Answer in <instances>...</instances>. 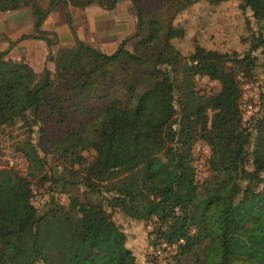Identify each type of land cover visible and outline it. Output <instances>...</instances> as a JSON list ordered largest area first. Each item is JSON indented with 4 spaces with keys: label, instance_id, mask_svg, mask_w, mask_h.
<instances>
[{
    "label": "trees",
    "instance_id": "obj_1",
    "mask_svg": "<svg viewBox=\"0 0 264 264\" xmlns=\"http://www.w3.org/2000/svg\"><path fill=\"white\" fill-rule=\"evenodd\" d=\"M119 1L0 0V12L31 8L33 37L48 47L55 36L39 27L55 4L109 12ZM127 1L136 14L130 49L128 39L111 54L75 39L39 75L0 52V130L27 135L16 145L27 170L18 183L49 182L51 190L42 212L31 206L26 220L3 229L0 264H84L87 232L97 241L105 225L114 232L109 264H123L130 253L115 213L151 223L155 243L175 246L172 264H264V106L244 122L239 82L254 79L252 52L260 48L264 57V0H236L258 29L240 55L196 44L181 54L171 42L184 37L175 18L224 0H154L142 11ZM205 77L217 92H199L196 82ZM198 141L209 151L201 184L193 167ZM11 172L0 168V177L11 180ZM54 186H81L85 204L74 195L59 204Z\"/></svg>",
    "mask_w": 264,
    "mask_h": 264
},
{
    "label": "rangeland",
    "instance_id": "obj_2",
    "mask_svg": "<svg viewBox=\"0 0 264 264\" xmlns=\"http://www.w3.org/2000/svg\"><path fill=\"white\" fill-rule=\"evenodd\" d=\"M124 1L127 5V12L129 16L135 17L132 4L127 0ZM119 1V2H120ZM154 0H134L138 9L145 10L153 4ZM236 0H224L217 7H208L205 3L193 6L188 12L175 18L174 25L180 26L184 31L182 39L172 40V44L180 51L181 54L188 53L193 45H198L202 48H212L220 52H235L243 54L250 47V39L256 33L257 25L253 23L249 12H244L238 8ZM37 6L40 11H45L47 4L45 1L38 2ZM92 9L96 6H91ZM95 9V8H94ZM96 10V9H95ZM98 10V8H97ZM100 11V9L98 10ZM20 12V11H17ZM14 12V13H17ZM104 12V11H101ZM111 12V11H109ZM17 15V14H15ZM13 13L10 16L3 15L5 18V27L7 30H23L26 26V15L20 12V15L15 16ZM9 17V18H6ZM75 19V17L73 18ZM69 18L66 30L62 26L58 27V41L59 44H68L67 48L74 44V37L80 34L82 25L77 26V22ZM76 20V19H75ZM108 21L105 27H110ZM119 26V25H117ZM134 24V29H135ZM115 32V31H114ZM135 30L129 37L134 34ZM264 38V29H260ZM72 35V36H71ZM55 36V35H54ZM101 36V35H100ZM109 34H104L101 38L109 40ZM128 36V35H127ZM125 37L123 40L128 39ZM65 40L67 43H65ZM87 36L82 39V43L90 46L104 47L105 53L112 50V45L108 43L91 44L87 42ZM129 40V39H128ZM134 42V38L130 39L126 47L130 49V45ZM70 44V45H69ZM61 49V48H59ZM257 57L254 79L252 81L239 80L242 92L240 100V110L243 114V121L249 122L252 117L246 114V106H252L256 111L264 106V57L260 53V48L252 52ZM37 72V70H34ZM41 72L38 73V75ZM196 88L202 94L215 93L218 91V83L213 80L200 78L196 82ZM27 135L23 129L12 128L8 130H0V168L11 170L13 176L11 180L3 179L0 177V237L3 235V229L14 221L23 222L27 219L30 207L32 206L36 211L42 212L45 204L49 200L51 190H48L49 182L39 186L35 180L30 182V185L18 183V179L25 177L26 161L24 157L16 151V145L19 141ZM40 137L34 133L31 135V140L35 143ZM40 153V151H39ZM209 151L208 147L202 142H196L193 145L194 162L193 167L196 170L195 180L201 184L210 174L207 165V157ZM43 156L42 153H40ZM92 153H87L85 156L90 159ZM47 156L48 165L54 168L55 174L60 173V166L55 167L54 161L49 160ZM247 169L251 170L250 162L247 163ZM55 187V186H54ZM51 189V188H50ZM31 191V199L28 201V193ZM52 193L56 201L66 206L68 197L74 195L78 198L80 203L85 204L86 193L81 186L67 187L60 190L56 186ZM95 198L92 197L90 202H94ZM114 221L122 235V246L129 251L130 258L123 264H172L171 257L175 253V247L161 252V255L156 253L158 244L153 241L150 236L151 223L144 221H132L120 213L112 215ZM113 231L107 226L102 228V236L97 241H92V231L87 232L86 242V259L84 264L102 263L109 264L112 262L111 243L113 238Z\"/></svg>",
    "mask_w": 264,
    "mask_h": 264
},
{
    "label": "crops",
    "instance_id": "obj_3",
    "mask_svg": "<svg viewBox=\"0 0 264 264\" xmlns=\"http://www.w3.org/2000/svg\"><path fill=\"white\" fill-rule=\"evenodd\" d=\"M94 8L92 9L90 6L84 9H78L57 3L48 9L39 27L40 31L48 32V37H51L52 34L55 35L53 44L48 47L44 40L33 37L35 35L33 30L34 18L31 8L24 7L15 11L0 12V52L5 53V59L23 62L30 66L33 72L37 70V72H34L35 74L41 72L45 67L52 68L53 52L59 48L68 47L66 46L68 44H59L58 41V27L62 26L64 30L68 29V23L66 22V16H68L71 20L75 17L76 20H73L78 23L77 26L82 25L80 34L78 35L77 33V36H75L73 40L76 39L83 42L82 39L87 36V42L95 45L99 44L100 39L102 44L108 43L112 45L111 54L116 49L118 43L125 37H129L135 30L134 24L136 15L135 17L129 16L130 14L127 12V5L124 1L118 2L111 12L101 9L100 7ZM97 8L98 10L100 9V11H98ZM17 11H23L26 15L27 22L25 28L21 31L19 30L20 28H17L18 30H7L3 15L10 16L12 13L14 15H20V12ZM108 21L110 22L111 28L105 27ZM104 34L110 35L109 40H103V38H101ZM23 36L32 37L23 38ZM65 43H67L66 40ZM103 46L100 48L95 46L94 48L105 52Z\"/></svg>",
    "mask_w": 264,
    "mask_h": 264
},
{
    "label": "built area",
    "instance_id": "obj_4",
    "mask_svg": "<svg viewBox=\"0 0 264 264\" xmlns=\"http://www.w3.org/2000/svg\"><path fill=\"white\" fill-rule=\"evenodd\" d=\"M245 112H246V114H249L250 117H254V116H256L257 111L252 106L247 105ZM179 242H181V240ZM157 246H158V248L156 249V253L158 255H161L162 251L169 250L170 248L175 247V246L167 247L164 243H161V242H159V244Z\"/></svg>",
    "mask_w": 264,
    "mask_h": 264
}]
</instances>
